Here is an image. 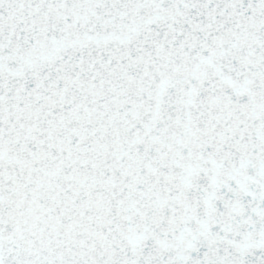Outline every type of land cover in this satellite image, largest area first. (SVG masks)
Wrapping results in <instances>:
<instances>
[{"label": "snow or ice", "instance_id": "1", "mask_svg": "<svg viewBox=\"0 0 264 264\" xmlns=\"http://www.w3.org/2000/svg\"><path fill=\"white\" fill-rule=\"evenodd\" d=\"M0 264H264V0H0Z\"/></svg>", "mask_w": 264, "mask_h": 264}]
</instances>
